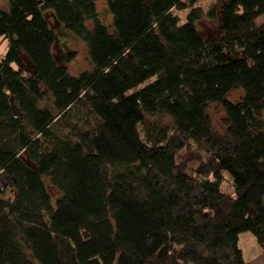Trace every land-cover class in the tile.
<instances>
[{"label": "trees", "instance_id": "trees-1", "mask_svg": "<svg viewBox=\"0 0 264 264\" xmlns=\"http://www.w3.org/2000/svg\"><path fill=\"white\" fill-rule=\"evenodd\" d=\"M105 1L110 25L98 0L0 2V264H247L241 233L264 252V0ZM217 7L205 40L196 23ZM49 18L88 70L59 63Z\"/></svg>", "mask_w": 264, "mask_h": 264}, {"label": "rangeland", "instance_id": "rangeland-1", "mask_svg": "<svg viewBox=\"0 0 264 264\" xmlns=\"http://www.w3.org/2000/svg\"><path fill=\"white\" fill-rule=\"evenodd\" d=\"M225 2L227 0H197L195 3V6L201 7L206 13L211 11L212 8L217 5L218 2ZM1 6L3 9L8 10V3L7 0L0 1ZM186 3H189V1H186ZM97 9L101 17L105 16L106 24L110 25L112 17L109 13H106L107 10V5L105 0H98L97 2ZM190 8L185 7V8H180L176 9L174 13L179 16L180 18V23L183 24L187 21V14L189 12ZM104 19V18H103ZM49 22L51 26H55V23L52 18H49ZM220 22H221V10L220 7L215 8L214 10V16L211 18L207 14L203 15L200 20L197 21V29L200 35L205 39V40H210L214 39L218 36H220L221 31H220ZM264 22V15L259 17L257 19V23L261 24ZM86 26L88 28H92V22L88 21L86 22ZM69 46L72 47V50H74L75 56L74 58L67 62V59L64 58L62 60V64L66 65L68 72L71 75H78L79 73L86 71L89 69V58H88V53H87V48L82 43L81 41H72ZM8 49V40L7 39H1L0 40V56H4L7 52ZM54 54L56 57L60 58V54L57 53V51L54 50ZM26 62H29L26 57H24ZM153 81V79H149L142 83L141 85L137 86L136 88H133L127 92V95H130L137 91L139 88L147 85ZM243 95L242 90H235L229 93L228 95V100L232 102H236L240 100L241 96ZM49 97L47 98V100ZM15 110V114L19 115V112ZM209 114L212 117L213 120V125L215 128L222 130L223 125L221 123V119L224 116V111L223 109L217 105V104H211L209 106ZM177 159L179 162L184 163L188 170L196 168L200 162L202 161V155L200 152H198L195 143L191 142V144L183 149L178 155ZM28 165L31 167L33 166L32 163L28 162ZM224 180L222 181L221 184V190L226 193H230L232 191L233 187V180L230 174L227 172H223ZM229 181H225L228 180ZM47 189L50 195L55 198L58 196V191L53 188L48 181H46ZM239 248L243 250L244 257L247 261L253 260V258H257L256 252L260 254H264L261 247L258 245L257 241L253 237V235L249 232H243L239 235ZM244 259V260H245ZM254 263V262H253Z\"/></svg>", "mask_w": 264, "mask_h": 264}, {"label": "water", "instance_id": "water-1", "mask_svg": "<svg viewBox=\"0 0 264 264\" xmlns=\"http://www.w3.org/2000/svg\"><path fill=\"white\" fill-rule=\"evenodd\" d=\"M106 13H108L107 10ZM103 18V23L106 24L105 16H103ZM51 29L56 32L55 46H58V44L62 43L67 48L72 41H79L78 37L75 34L65 30L58 21H55V26H51Z\"/></svg>", "mask_w": 264, "mask_h": 264}, {"label": "flooded vegetation", "instance_id": "flooded-vegetation-1", "mask_svg": "<svg viewBox=\"0 0 264 264\" xmlns=\"http://www.w3.org/2000/svg\"><path fill=\"white\" fill-rule=\"evenodd\" d=\"M54 50L60 54V58L56 57L60 64H62V60H64V58L67 59L68 56L74 52L71 46L66 48L62 43L58 44V46H55L54 44Z\"/></svg>", "mask_w": 264, "mask_h": 264}, {"label": "crops", "instance_id": "crops-1", "mask_svg": "<svg viewBox=\"0 0 264 264\" xmlns=\"http://www.w3.org/2000/svg\"><path fill=\"white\" fill-rule=\"evenodd\" d=\"M242 251V254H243V257H244V253H243V250ZM264 253V252H263ZM256 255H257V258H253V260L251 261H247L245 258V261L247 262V264H264V254H260L258 252H256ZM254 262V263H253Z\"/></svg>", "mask_w": 264, "mask_h": 264}]
</instances>
